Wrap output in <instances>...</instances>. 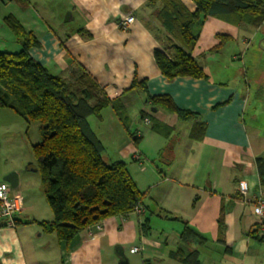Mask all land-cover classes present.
<instances>
[{"label":"crops","instance_id":"0c3cea01","mask_svg":"<svg viewBox=\"0 0 264 264\" xmlns=\"http://www.w3.org/2000/svg\"><path fill=\"white\" fill-rule=\"evenodd\" d=\"M9 1L13 5L10 14L39 41V47L30 49L37 62L52 74L62 77L70 75L73 60L78 62L104 88L109 98H119L124 107L132 97L139 96L140 102H145L138 110L140 118L162 140H157L158 144L152 150L143 143L140 129L131 127V123L128 129L122 125L124 131L115 133L116 141L111 143L114 151L110 155L103 138L92 128L103 144L102 158L124 161L138 189L145 192V198L140 212L106 218L69 241L43 236L45 232L41 230L39 221H50L52 214L39 211L40 208L36 209L34 203L32 205L30 200L20 195V173L17 172L15 186L8 185L11 194L21 196L22 208L15 215L13 226L0 222V264H118L123 256L129 264H178V257L170 258L169 254L179 245L183 221L204 236L210 235L212 230L216 247L224 251L222 256L230 262L250 264L247 262L252 257L249 250L257 246L255 243L260 244L256 241H264V231L258 228L259 220L254 213L256 197L260 192L264 196V185L260 182L255 161L256 157H264V108L256 99L260 87L249 83L247 77L243 82L221 79L220 73L218 79L212 78L211 72L203 67L206 78L182 76L167 80L153 57L155 49L162 50V31L157 30L160 25L147 0L4 2ZM180 2L188 10H194L191 0ZM67 12L70 16L64 22ZM126 15H132L134 21L129 27L122 28L119 23ZM211 19L228 24L211 16L205 22ZM250 28L234 32L238 37L242 36L246 45L255 38L254 34L248 33ZM218 34L229 35V40L233 39L229 28L219 29L213 37L218 39ZM215 46L205 47L194 55L195 47L192 56L213 61L220 48ZM215 66L214 69L222 72L218 63ZM134 78L145 82L146 92L138 91L142 92L138 94L128 90ZM154 95H165L178 108L194 113L196 121L204 126L200 139L190 137L193 119L181 120L167 110L174 118L155 120L169 129L162 132L153 130L152 118L143 106L151 105L146 98ZM175 117L178 122L187 123L181 134L175 132L174 124L168 123L171 120L176 122ZM145 118L149 121L145 122ZM129 132L133 136L130 137ZM153 154L151 163L158 174L148 173L144 164L145 158L149 159L148 156ZM158 159L163 168L155 162ZM135 164L146 175L144 181L133 175ZM10 172L16 171L13 168L3 170L0 182H6L3 178ZM240 180L247 184L245 194L238 191ZM193 193L197 194L195 199ZM157 208L179 219L158 215ZM151 210L153 213L149 215ZM220 212L224 214L222 241H218L216 223ZM147 216L150 226L151 223L155 225L147 235H140L138 223ZM172 220L179 222L174 224L176 229L170 227V232L168 225ZM208 229L210 231H206ZM156 233L161 236L166 233L165 238L161 239ZM204 245L206 243L186 248L197 247L199 264L200 249ZM134 247L139 250L131 252Z\"/></svg>","mask_w":264,"mask_h":264},{"label":"trees","instance_id":"16d2710c","mask_svg":"<svg viewBox=\"0 0 264 264\" xmlns=\"http://www.w3.org/2000/svg\"><path fill=\"white\" fill-rule=\"evenodd\" d=\"M194 10H188L180 0H147L162 31V50L153 57L161 74L176 77L206 78L202 66L192 56L198 41V31L207 17H215L239 28H258L264 22V0H191ZM20 49L0 50V107L13 110L26 122L37 121L40 141L32 149L37 158L42 192L52 213L50 221H39L41 230L52 233L58 240L69 241L88 227L113 217H126L142 206L145 192L138 189L126 163L102 158L103 144L92 129L88 117L101 119L102 110L111 107L125 129L129 124L123 116L124 105L119 98H109L104 88L76 61L67 77L52 74L30 54L39 41L12 14L3 17ZM149 27V26H148ZM157 31V32H158ZM158 35V34H157ZM174 36H178L176 43ZM215 48L230 39L218 34ZM128 90L146 92L145 82L133 79ZM157 108L174 113L181 120H194L190 131L199 140L204 126L197 116L178 108L165 95L147 96ZM143 116V114L141 115ZM151 128L167 131L165 124L152 119ZM128 135L133 136L132 132ZM136 141V140H135ZM260 182L264 185V157H256ZM157 214L179 219L162 208ZM153 210L149 212V215ZM218 241H222L224 214L217 220ZM179 245L169 257H178L182 264H199L197 247L206 243V236L183 221ZM259 228V227H258ZM140 235L150 230L149 218L138 223Z\"/></svg>","mask_w":264,"mask_h":264},{"label":"rangeland","instance_id":"374dc122","mask_svg":"<svg viewBox=\"0 0 264 264\" xmlns=\"http://www.w3.org/2000/svg\"><path fill=\"white\" fill-rule=\"evenodd\" d=\"M4 1L6 0H0V49L2 51L12 52L14 51L13 49H19L20 45L16 42L12 31L3 22V17L6 14L10 13L12 11L11 9L13 8V5H11L10 1ZM67 23L69 24L70 22ZM221 28H229V30L233 32V39L227 40L225 43L218 46L220 47L219 52L217 54V58L213 61H206L202 60L201 58H197L196 60L203 68L208 69L209 72H211L210 77L212 78L218 79V73H220L221 79L228 78L229 81L243 82L244 77H247L249 83L256 85V87H260L257 91L258 95L256 99H258L263 104L262 106L264 108V22L258 28L252 27L248 30V33L254 34L255 38L251 39V41L246 45L245 41H242L241 35H239L238 37L237 33L234 34V32H238L239 29L243 28H239L237 26L232 27L231 25H229V23L226 24L221 21H213L212 19L206 22L204 20L203 24L195 29V31H198L199 37L197 41L198 45L196 46L197 48L193 52L194 55H196L199 50H203V48L205 47H213L214 45L218 44L220 38L215 39L213 37V33L217 32ZM222 31L225 32L224 30ZM174 40L176 43H178V36H174ZM216 63L221 66V68L223 69L222 72L214 69L216 68ZM252 89L254 90V87ZM141 93L142 92H138V94ZM140 100L141 99L139 98V96L132 97L130 103L124 109L123 116H126L128 118L126 119V121L128 120L129 125L131 123V127L138 128L143 132V143H145L147 147L153 150L158 144L157 140H162V138L158 137V135L152 132L149 124L146 125L143 122L142 118H140L138 110L140 107H142L143 104H145L144 101L140 102ZM143 107L145 108V112L148 114L149 118H174V115L167 112L160 106L154 108L151 105H144ZM161 112L163 113L161 114ZM101 115V119H98L95 116L91 115L90 117H88V121L91 127L95 131H97V133H99L103 138L104 143L108 146V153L111 155L114 151V146L111 143L116 141L115 137H117L115 133L123 130V128L122 124L119 122L118 117L115 115L111 107L103 109ZM168 123H172L175 125V132H178V134H181L183 132L184 125L187 124L184 121L178 122L177 118L176 122L174 120H171ZM38 126L39 124L37 121L26 122L13 110L5 107H0V173L3 170L9 168L15 169L16 173H20V195L30 200L32 205L34 203L33 206L36 209L40 208L41 210L39 211L52 214L46 201L45 195L41 189L40 174L37 168V158L32 149L33 144L40 141ZM110 134H114V136L110 137ZM148 157L149 159L145 158L144 161L147 172L152 173L153 171L157 173L154 164L151 163V161H153L154 154L153 156ZM103 160L106 163L111 162V160ZM155 162L159 167H164L159 162V159ZM133 166V175L136 178L138 177L142 181H144V178L146 179V175L140 172L138 165L135 164ZM194 195L195 194L193 193L192 197H194L195 199L197 194L195 196ZM21 219L24 220L23 215L21 216ZM154 220L155 219H153V221ZM176 222L179 221H170V226L168 225L169 230L170 227H172V230L176 229L174 227V224H176ZM153 224L154 223H151V226ZM154 225L152 227H154ZM153 231L154 230L152 229V232ZM206 231H210V229ZM156 234L159 235V233ZM165 235L166 233H164L162 236L159 235V237L161 239H164ZM43 236H51L52 238H54L55 235L44 233ZM206 237V245H204L200 249L201 264H235L232 261L230 262V260L226 257L224 258L222 256L224 251H222V249L219 251L218 247H216V242L215 240H213L215 239L214 232L212 230L210 232V235L206 234ZM256 242H259L260 244L254 242L257 246L251 247V249L249 250V255H251L252 257L250 261L247 262H251L250 264H264V241L262 243L261 241ZM152 263L154 262L152 261Z\"/></svg>","mask_w":264,"mask_h":264},{"label":"built area","instance_id":"2783aa9c","mask_svg":"<svg viewBox=\"0 0 264 264\" xmlns=\"http://www.w3.org/2000/svg\"><path fill=\"white\" fill-rule=\"evenodd\" d=\"M134 21L132 15L124 16L119 25L122 28H127ZM148 122V118L144 119ZM238 191L241 194H245L247 191V184L245 181L240 180L237 184ZM22 198L18 194H11L8 183L0 182V222L5 226H13L15 215L21 210ZM135 212H140L139 208L135 209ZM254 213L258 218L259 228L264 231V196L260 192L254 202ZM139 249L134 247L131 252H137ZM145 264V263H143Z\"/></svg>","mask_w":264,"mask_h":264},{"label":"water","instance_id":"95a60500","mask_svg":"<svg viewBox=\"0 0 264 264\" xmlns=\"http://www.w3.org/2000/svg\"><path fill=\"white\" fill-rule=\"evenodd\" d=\"M69 16H70V12H67L65 17H64V22L67 21ZM3 180L6 181L10 185V187H14L16 182H17V173L16 172H10L3 178ZM118 264H129V263H128L127 258L125 256H123L118 261Z\"/></svg>","mask_w":264,"mask_h":264}]
</instances>
